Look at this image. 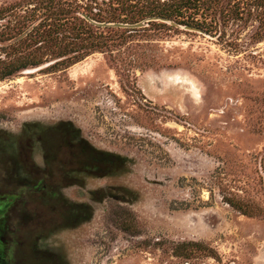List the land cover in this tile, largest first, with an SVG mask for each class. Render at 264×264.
Instances as JSON below:
<instances>
[{
  "label": "rangeland",
  "instance_id": "374dc122",
  "mask_svg": "<svg viewBox=\"0 0 264 264\" xmlns=\"http://www.w3.org/2000/svg\"><path fill=\"white\" fill-rule=\"evenodd\" d=\"M39 1L0 0V32ZM243 7L209 34L99 23L104 52L0 81V171L29 186L24 212L54 214L35 234L51 264H264V34Z\"/></svg>",
  "mask_w": 264,
  "mask_h": 264
},
{
  "label": "trees",
  "instance_id": "16d2710c",
  "mask_svg": "<svg viewBox=\"0 0 264 264\" xmlns=\"http://www.w3.org/2000/svg\"><path fill=\"white\" fill-rule=\"evenodd\" d=\"M248 1L257 8L256 16L264 34V0ZM65 3L69 2L40 0L34 4L28 16H22L13 26L0 32L1 39L12 41L2 48L5 58L0 59V81L25 69L41 66L50 57L53 62L48 64L47 69L57 71L80 62L94 52H104L110 47L111 40L98 31L99 23L148 20V23L159 28L172 27L159 22L163 20L209 34L216 31L220 20L227 22L239 18L246 0H233L232 4L224 0H108L104 3L105 7L85 6L84 17L74 15L78 4L71 6L70 10H59L58 7H63L61 5ZM42 8H45V12L54 8L52 16H46L27 29L26 21L34 19ZM14 30L16 35L13 34ZM225 201L242 214H250L241 202Z\"/></svg>",
  "mask_w": 264,
  "mask_h": 264
},
{
  "label": "flooded vegetation",
  "instance_id": "af4514ba",
  "mask_svg": "<svg viewBox=\"0 0 264 264\" xmlns=\"http://www.w3.org/2000/svg\"><path fill=\"white\" fill-rule=\"evenodd\" d=\"M48 168L46 166L43 171L38 172L54 171ZM18 173L13 166H6L5 170L0 171V264H51L54 258L52 249L49 245L42 247L40 240L36 242L35 234L50 236L57 225L56 218L52 213L24 212L19 197L20 192L29 186L22 181L18 182L17 179H21Z\"/></svg>",
  "mask_w": 264,
  "mask_h": 264
}]
</instances>
